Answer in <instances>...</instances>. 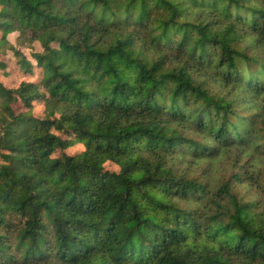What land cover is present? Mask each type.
<instances>
[{"label":"trees","instance_id":"1","mask_svg":"<svg viewBox=\"0 0 264 264\" xmlns=\"http://www.w3.org/2000/svg\"><path fill=\"white\" fill-rule=\"evenodd\" d=\"M9 53L0 264H264V0H0Z\"/></svg>","mask_w":264,"mask_h":264},{"label":"rangeland","instance_id":"2","mask_svg":"<svg viewBox=\"0 0 264 264\" xmlns=\"http://www.w3.org/2000/svg\"><path fill=\"white\" fill-rule=\"evenodd\" d=\"M19 36V33H14L9 36L10 41L16 45V47L22 51L30 60L33 61V58L31 54L33 52H41L42 47L38 42H34L32 44L25 43L23 45L17 43V38ZM9 64H8V69L0 71V75L2 76L3 79L6 80H12L15 83H20V82H32V83H39L40 78H41V70L38 67H35V73L33 75H27L25 73H22L19 71L18 65L15 62V59L12 55V53H9ZM48 132H51L53 134L59 135L62 137L64 141V145L61 146L54 154L52 155L54 158H59L63 154L67 155H76L85 150V146L83 144H68L70 140L74 139V136L60 133L56 131L54 128H51L48 130ZM6 153V152H1ZM1 163V159H0ZM20 220L18 218H13V222L16 224Z\"/></svg>","mask_w":264,"mask_h":264}]
</instances>
